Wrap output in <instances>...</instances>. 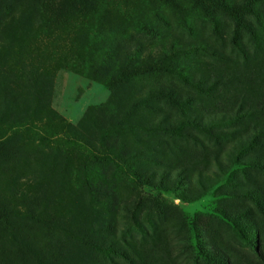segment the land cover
Returning a JSON list of instances; mask_svg holds the SVG:
<instances>
[{"label":"rangeland","instance_id":"obj_1","mask_svg":"<svg viewBox=\"0 0 264 264\" xmlns=\"http://www.w3.org/2000/svg\"><path fill=\"white\" fill-rule=\"evenodd\" d=\"M0 264H264V0H0Z\"/></svg>","mask_w":264,"mask_h":264},{"label":"trees","instance_id":"obj_2","mask_svg":"<svg viewBox=\"0 0 264 264\" xmlns=\"http://www.w3.org/2000/svg\"><path fill=\"white\" fill-rule=\"evenodd\" d=\"M167 23H168V21H167ZM156 32H157V31H156ZM163 51L165 52L166 50H163ZM165 53H167V51H166ZM169 69H170V68H169ZM172 97H173V98H172ZM171 98L173 99V101H176V100H177V98L174 97L173 95H171ZM176 103L180 104V101L177 100ZM178 106H179V105H178ZM179 107H180V106H179ZM160 125H163V124H159V126H160ZM168 125H169V123H168ZM169 128H170V126H167V131H168ZM161 129H165V128H161ZM22 213H23V210H21V209L14 211V214H15V215H21ZM12 237H14V242H15V243H18V242H19V240L15 238V235H13Z\"/></svg>","mask_w":264,"mask_h":264}]
</instances>
